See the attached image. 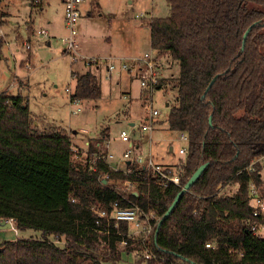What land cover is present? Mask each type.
Returning <instances> with one entry per match:
<instances>
[{
  "label": "trees",
  "instance_id": "obj_1",
  "mask_svg": "<svg viewBox=\"0 0 264 264\" xmlns=\"http://www.w3.org/2000/svg\"><path fill=\"white\" fill-rule=\"evenodd\" d=\"M5 1L0 0V27ZM167 2L169 16L151 18L149 27L156 55L169 54L180 64V75L162 79L158 90L177 91L168 126L189 136L181 186L162 192L151 172L135 177L104 164L92 171L75 159L72 134L36 133L23 95L1 93L0 220H14L18 232L39 236L3 243L0 264H264V237L251 231L255 221H264L253 218L249 198L251 183L264 198L261 163L248 171L264 156V0ZM2 45L0 38V57ZM75 73L74 96L99 100V71ZM88 151L103 152L96 141ZM207 162L155 237L159 220ZM103 173L109 174L106 181ZM127 182L135 184L133 190L126 191ZM117 202L154 213L150 241L128 238L126 223L116 228L112 221L109 232L105 222L96 225L92 209L110 210ZM124 238L129 245L122 249Z\"/></svg>",
  "mask_w": 264,
  "mask_h": 264
},
{
  "label": "rangeland",
  "instance_id": "obj_2",
  "mask_svg": "<svg viewBox=\"0 0 264 264\" xmlns=\"http://www.w3.org/2000/svg\"><path fill=\"white\" fill-rule=\"evenodd\" d=\"M20 1L17 0L18 3ZM31 1L23 0L20 8L11 3L10 12L13 15L6 18L5 25L1 27L5 34L12 33L13 39L10 40L14 44H11L10 49L3 48L5 60L0 62V92L7 89L12 77L19 76L24 81L20 82V87L10 86L6 92L23 95L32 113L35 132L65 130L74 137V144L82 148L86 146V140L107 133L111 138V151L119 159L127 148V144L119 137L123 130L132 136L134 133L146 138L149 135L140 127L148 118L146 106L152 104L159 111L155 125L157 130L152 133L155 161L163 166L178 165L184 161L185 155L179 151L186 144L181 141L180 133L169 129L167 122L170 108L177 102L178 93L174 89L163 88L156 90L152 96H142L138 80H134L130 74H115L112 80H107L106 70L101 68L102 97L97 101H82V111L77 115L72 114L73 106L67 92L68 88L74 87L71 70L75 69L81 74L86 68L81 62L75 63L73 67V60L66 54L68 30L60 1L50 0L48 4L44 0L45 8L42 11L38 7H31ZM82 12L78 25L79 56L130 58L148 52L156 53L151 47L149 22L151 18L168 17L170 9L167 0H86ZM29 26L34 29L32 35L27 30ZM43 30L50 34H40ZM16 35L20 36L17 41ZM23 42L28 43L30 49ZM156 56L161 65L160 56ZM161 60L164 63L160 66L161 73L166 79L180 75V64L169 54L161 57ZM16 64L18 67L15 72ZM126 75L133 79V82L129 79L131 91L124 86ZM125 95L128 99H125ZM151 97L153 101L149 103ZM148 148L145 144L143 151L147 153ZM261 165L264 180V160ZM235 190L236 187L232 192ZM262 194L264 196V186ZM261 234L264 236V230ZM31 236L38 237L39 234L18 232L16 228L1 230L0 246L7 241ZM129 259L132 262L133 258Z\"/></svg>",
  "mask_w": 264,
  "mask_h": 264
},
{
  "label": "built area",
  "instance_id": "obj_3",
  "mask_svg": "<svg viewBox=\"0 0 264 264\" xmlns=\"http://www.w3.org/2000/svg\"><path fill=\"white\" fill-rule=\"evenodd\" d=\"M85 2L86 0H62V4L64 6L65 27L68 30V36L65 39L67 44L66 54H69L73 60L72 65L81 62L86 68V71L91 69L100 71L101 68H105V77L107 80H112L115 74L122 75L123 73H128L134 80H138L142 90V96H152V94L160 87L162 80V74L160 72V65L158 63L156 53L148 52L143 56L130 58H117L115 56L88 58L79 56L80 44L78 25L82 17V6ZM41 3L42 0H33V4L35 5ZM40 34L46 36L48 32L42 31ZM2 36L3 33L0 30V37ZM26 47L27 49H30L29 44H26ZM72 72L75 73L76 70L72 69L71 74ZM74 76H76V73ZM67 92L70 94V103L73 106L72 114L77 115L82 111V100L74 96V87L68 88ZM124 97L125 99H128L127 95ZM152 101L151 97L149 103H152ZM146 108L148 110V118H146L145 123L140 128L149 134V148L147 153L140 151L139 147L134 143L130 132L123 130L119 137L120 140L127 144L128 147L119 159H117L115 154L111 151L110 141H105L104 150H102L103 152H89L88 150L73 144L75 159L85 160L92 171H97L99 165L104 164L108 165L115 172H123L127 175H134L135 177L140 176L143 172H151L154 184L162 192L167 191L171 186L180 187L181 175L183 173L182 166L185 160L178 165H167L170 167L163 166L161 163L155 161L152 154V133L155 130L159 111L154 109L152 104H148ZM180 134L181 141L186 145L184 148L180 149L179 152L180 154L185 155L186 159L188 155L189 136L187 133ZM263 160L264 156L254 159L248 167V171H252L253 166L257 163H261ZM116 162L117 164L115 165L114 163ZM108 177V173H103L101 175V179H103V181H106ZM126 186V191H130L134 189L135 184L133 182H127ZM249 198L253 206V218L264 221V198L262 197L259 188L254 183L250 184ZM92 210L97 215L96 225L100 226L102 222H105L108 232V228L112 221H114L116 228L121 223H126L130 225L128 238L140 237L145 244L150 241L154 230L152 221L157 219L153 212L145 214L137 206L123 208L118 202L115 203L110 210ZM7 221L11 223L14 222V220ZM262 230H264V225L262 223L258 224L257 221H255L254 224H252L251 231L254 235L264 237L261 234ZM128 238H124L119 242L120 248L125 249L129 245ZM206 247L211 248L212 244H207ZM145 254L147 257H150L151 253L146 250ZM134 255H137V253Z\"/></svg>",
  "mask_w": 264,
  "mask_h": 264
},
{
  "label": "crops",
  "instance_id": "obj_4",
  "mask_svg": "<svg viewBox=\"0 0 264 264\" xmlns=\"http://www.w3.org/2000/svg\"><path fill=\"white\" fill-rule=\"evenodd\" d=\"M22 1L23 0H21L19 3L17 2V0H6L5 2H4V4H3V6H2V9H1V12L4 14V18H5V20H4V18H3V21H4V25H5V22H6V18H10L13 14L10 12V5H11V3H12V5H14V3L17 5V8H20V5H22L23 3H22ZM60 1V4L62 5V7H63V16H64V6H63V4H62V0H59ZM46 3H48V4H50V0H46ZM30 6L31 7H38V8H40L41 9V11L42 10H44V8H45V2H44V0H42V3L41 4H38V5H35V4H33V0L31 1V4H30ZM19 10V9H18ZM88 10H86V12H87ZM89 12V11H88ZM82 16H83V12H82ZM82 18V17H81ZM64 19V18H63ZM30 23V22H29ZM65 23V22H64ZM79 23H80V21H79ZM31 24V23H30ZM48 24L49 25H51V22H48ZM0 30L2 31V33H3V36L2 37H0L3 41V45H2V50H1V57H0V62L1 61H3V60H5V57H4V53H3V48H6V47H8L9 49H10V46H11V44L13 43L14 44V42H11V41H13V40H10L13 36H12V33L10 32V33H4V31L1 29V27H0ZM27 30H28V32H29V34H34V29L32 28V27H27ZM43 31H46V30H43ZM46 32H48V31H46ZM48 34H50L49 32H48ZM47 34V35H48ZM46 35V36H47ZM13 39V38H12ZM15 39H16V41L17 40H19L20 39V36H15ZM23 44L24 45H26V44H28V43H24L23 42ZM11 53H13V52H11ZM166 55H168V54H163V55H161L160 56V59H159V62H160V66H163L164 65V63L162 64V60H161V57H163V56H166ZM73 66V65H72ZM17 64L15 65V72L17 71ZM72 71V70H71ZM160 72H162V69L160 68ZM162 74V73H161ZM163 76V75H162ZM127 78H128V80H127ZM125 79H126V82L124 83V86L126 87V88H128L130 91H131V89H132V87H131V85H129V81L131 80L132 82H133V79L130 77V75H126L125 76ZM130 79V80H129ZM162 79H166L164 76L162 77ZM168 79H170V78H168ZM121 81H122V79H121ZM20 82H24L22 79H19V76H16V77H12V79H11V83L8 85V87H7V89H5L4 91H1L0 92V94L1 93H5L7 90H9V88H10V86H13V88H16V87H20ZM100 84H101V87H102V80L100 79ZM119 84H121V82L120 83H118V85ZM165 89V88H164ZM167 90V89H166ZM6 93H8V92H6ZM168 105V104H167ZM132 124V126H134V124L133 123H131ZM155 130H157V128L155 129ZM154 130V131H155ZM65 131V130H64ZM74 134H76V132H74ZM133 137V141H134V143L139 147V149H140V151H143V146L146 144L148 147H149V145H148V143H147V141H148V135H147V138L144 136L143 137V135H138V134H135L134 133V135L132 136ZM147 140V141H146ZM90 141H94V143H95V141L97 142V145L100 147V149L101 150H104V143H105V141H110V143H111V138L109 137V135L107 134V133H104V134H102L101 136H97V137H94V138H90V139H88V140H86L85 141V145L86 146H84V148L83 149H85V150H88V146H89V144H90ZM72 142H73V144H74V137L72 136ZM81 144H82V142H81ZM112 144V143H111ZM77 146V145H76ZM81 147V146H80ZM128 147V146H127ZM127 149V148H126ZM173 149H171V151H172ZM124 153V152H123ZM122 156V155H121ZM116 165V164H115ZM170 166H173V165H170ZM234 188V187H233ZM233 188H227V190L230 192V191H232L233 190Z\"/></svg>",
  "mask_w": 264,
  "mask_h": 264
},
{
  "label": "water",
  "instance_id": "obj_5",
  "mask_svg": "<svg viewBox=\"0 0 264 264\" xmlns=\"http://www.w3.org/2000/svg\"><path fill=\"white\" fill-rule=\"evenodd\" d=\"M257 24H253L245 33L244 35V43H243V47L242 50H244V46H245V42L251 32V30L256 26ZM219 78V76H216L212 82L210 83L209 87L207 88L205 94L203 95V98H205L207 92L210 90V88L212 87V85L215 83V81ZM210 124L212 125V115L210 116ZM209 166V163H204L202 164L198 170L193 174V176L190 178V180L187 182V184L182 188V190L178 193V195L176 196L174 202L172 203V205L169 207V209L166 211V213L164 214V216L159 220L158 223V227L157 230L155 232V237H157L159 230L161 228V226L163 225V223L169 218V216L172 214V212L174 211V209L176 208V206L179 204V202L181 201L183 195L187 192L190 191V189L192 188V186L199 180V178L201 177V175L204 173V171L207 169V167ZM15 226L13 225V223L8 222L7 220H0V231L1 230H9V229H14Z\"/></svg>",
  "mask_w": 264,
  "mask_h": 264
}]
</instances>
